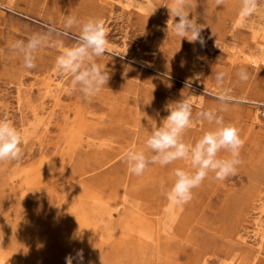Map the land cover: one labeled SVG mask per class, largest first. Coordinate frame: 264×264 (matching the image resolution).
Listing matches in <instances>:
<instances>
[{
    "label": "rangeland",
    "instance_id": "rangeland-1",
    "mask_svg": "<svg viewBox=\"0 0 264 264\" xmlns=\"http://www.w3.org/2000/svg\"><path fill=\"white\" fill-rule=\"evenodd\" d=\"M171 6L172 0H0V117L25 133L22 158L0 162V257L8 264H66L65 257L77 250H83L84 264H246L256 256L257 234L264 227V0L239 24L241 0H223L219 6L216 0H190L187 10L203 27V45L175 35L178 18L170 14ZM68 14L81 21L103 19L108 29L109 51L96 62L105 66L109 80L91 100L71 88L69 76L57 75L58 48L41 49L31 70L11 51L15 41L44 31L45 25L62 29ZM74 43L64 38L66 46ZM241 68L249 73L247 82L237 76ZM219 71L226 73L223 89L234 102L218 114L239 129L244 141L237 174L216 181L210 173L194 190L182 206L189 217L181 231L172 226L174 246L166 254L162 241L157 256L147 244L144 249L135 242L119 243L124 237L115 231L91 240L76 222V212L84 210L89 217L83 224L99 233L108 220L103 203L111 208L109 224L124 214L117 195L126 182L133 184L128 200L135 196L139 208L152 213L149 219L159 217L157 199H166L176 168L193 170L190 160L149 165L137 177L128 172L125 154L143 149L169 115L166 106L181 99L193 103L185 142L194 144L214 128L197 114L220 108ZM50 79L62 81L58 90ZM36 108L51 119L46 132L45 121L31 115ZM98 145L116 158L103 159L94 151ZM262 242L255 264H264V237Z\"/></svg>",
    "mask_w": 264,
    "mask_h": 264
},
{
    "label": "clouds",
    "instance_id": "clouds-1",
    "mask_svg": "<svg viewBox=\"0 0 264 264\" xmlns=\"http://www.w3.org/2000/svg\"><path fill=\"white\" fill-rule=\"evenodd\" d=\"M217 6L223 0H216ZM190 0H172L170 14L175 18L173 31L177 37L186 38L190 43H205L201 35L202 25L190 18L187 9ZM259 0H241L237 23L257 12ZM42 32L33 33L24 40H17L11 45L14 55L22 58V67L34 69L38 52L45 47L60 50L55 59V70L58 76H69L71 88L78 89L85 100H91L106 86L109 73L105 66L96 61L108 53V29L100 18L79 20L76 16H65L62 29L55 25L44 26ZM77 29L73 34L72 29ZM64 38H74L75 43L66 46ZM226 73H215L217 85L223 89ZM237 76L241 82L249 80V73L241 68ZM220 108L200 111L197 115L215 127L205 131L194 144L185 142L184 136L193 124V103L191 99H181L168 104L169 115L159 127L153 129L145 141L143 149H129L125 154L127 170L137 177L142 176L149 165L167 166L179 160H190L192 171L182 168L174 170L175 180L165 191L166 199L174 206L182 207L189 203L210 173L216 181H224L237 174L242 161L240 150L244 141L239 129L232 123H226L219 112H227L234 98L227 89L217 94ZM25 133L7 117H0V162L19 161L22 158V145ZM147 150V151H146ZM227 156H220L221 152ZM66 264H84L83 250L75 255L65 257Z\"/></svg>",
    "mask_w": 264,
    "mask_h": 264
},
{
    "label": "bare ground",
    "instance_id": "bare-ground-1",
    "mask_svg": "<svg viewBox=\"0 0 264 264\" xmlns=\"http://www.w3.org/2000/svg\"><path fill=\"white\" fill-rule=\"evenodd\" d=\"M139 10L141 11V9H139ZM262 34H263V32H262ZM263 42H264V40H263ZM253 61H254V59H253ZM235 62H236V60H235ZM239 62H240V60H239ZM252 64H255V63L252 62ZM50 80H51L50 82L52 83V86L55 89V91L58 90V88L60 86V83L62 81L61 80L60 81L59 80H54V79H50ZM46 88L48 90L50 88V85L47 84V87ZM31 115H32V117L34 119L37 118V119H39V121L40 120H44L45 121V123L43 124L44 125L43 126V128H44L43 131L46 132V129L45 128H46V126H48V125H46V121L49 123L50 120H51L49 118L48 113H46V111L42 110L41 108L40 109H37L36 108V109H34L31 112ZM104 147H106V146L98 145L96 147L97 149L94 150L95 153H97V151H99L98 153H100L101 156H102V158L105 159V160L108 159V160L111 161V160L115 159L116 158V155L113 152H111L110 153V156H109L108 155L109 152L105 151V149H101V148H104ZM120 156H121V154H120ZM184 162L186 163L187 160H184ZM182 168L185 169V167H182ZM53 173H55V172H53ZM52 177H53V175H52ZM29 183L30 182H28V184ZM126 183H127L126 184L127 186L125 187V190H122L121 189L120 195H117V196H121V198L119 199V202L117 204V208L122 207L123 208V211H124V214L123 215L121 214L122 217L119 219V221L114 222V223H111V224L108 223V221H110V217H111L110 216V212H111L110 210H111V208H110V206L108 207V206L105 205V203L102 202L104 204V206H105V209H107L106 210V214H107V219L108 220L106 221V224L102 225L103 227H102V229H100V232L99 233L96 230L92 231L86 225L83 224L84 223L83 220H86V217H89L88 214L85 215V213H84L85 211L84 210L81 211V209H79V211L76 212V219H77L76 222L82 226L81 229H83V232L84 233H87L88 234L87 236L91 240L93 238L96 239V240L97 239L100 240L101 237H102V234L104 232L105 233L107 232L109 236L110 235H113L116 232V234L118 236L124 237V239H121L119 241V243H125V242L132 243V242H135L136 244H139L144 249H147V246H148L149 248H151L150 250H152L153 252L156 251V255L157 256L162 253V250L164 251V254H166L172 248V246H174V242H172V240H174L175 237H174V234L173 233H170L171 230H172V226L174 224L176 226V224H177L176 230L177 231H179V230L181 231L182 228L185 226V223H186V221H187V219L189 217V212H185L184 214H182V207H177V206L172 205L165 198H158L157 199V202H156L157 205H156V208H154V210H155V214L157 216H159V217L156 218V220H151V219H149L148 215L150 216L152 213L144 212L142 209H140L139 206H138V204H136L134 202L135 199L133 197H135V196L132 197L133 200H128L130 198H129V196H127V192L128 191H131V194L133 193V190H131L132 188L128 187V185H133V184L128 183V182H126ZM122 185L124 186V184H122ZM19 187H22V186H19ZM76 192L77 191H75L74 194H76ZM113 192H116V189L115 190L113 189ZM86 197L87 198H91L90 195H86ZM95 200H97V199H92L93 202ZM115 202H117V201H115ZM183 207L185 208V206H183ZM116 210L117 209H115V211ZM179 218H180V220L178 221ZM99 220H98V223L102 224V217H100ZM177 222H179V223H177ZM255 222H254V224H255ZM259 223L260 222H258L257 225L255 226V227L258 228V230L261 227V225ZM255 227L253 226V228H255ZM97 228H99V227H97ZM257 228H255V229L257 230ZM81 229L78 228V231L83 234V232H82ZM261 229H262L261 232L258 231L259 233L257 234V235H259L258 236L259 239H258V242L256 244L257 245L256 256L253 257L251 259V261H248V263H246V264H255L256 263L255 261H257L258 258H259V256H260V252L259 251L262 250V243H263L262 240H263V237H264V227L261 228ZM113 231H115V232H113ZM160 233H162L163 235L161 236ZM252 234H253V232H252ZM125 237L127 238V240L125 239ZM161 241L163 242L162 248L160 246L161 245V243H160ZM146 244H147V246H146ZM151 244H153L155 247L154 246L151 247L150 246ZM144 246H146V247H144ZM159 248H161L162 250H160ZM121 250H123V249H120L119 248V251H121ZM164 254H162V255L164 256ZM0 264H8V260L4 259L3 257H0Z\"/></svg>",
    "mask_w": 264,
    "mask_h": 264
}]
</instances>
